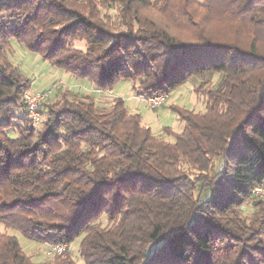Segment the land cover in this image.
<instances>
[{
	"label": "trees",
	"instance_id": "obj_1",
	"mask_svg": "<svg viewBox=\"0 0 264 264\" xmlns=\"http://www.w3.org/2000/svg\"><path fill=\"white\" fill-rule=\"evenodd\" d=\"M259 10L264 0H0V224L44 251L67 244L37 263L0 232V264H78V237L84 264H264V200L252 194L264 186ZM213 12L247 23L248 46L213 36ZM12 39L100 90L130 79L137 94H168L199 76L205 109H175L183 129L154 134L121 96L67 87L40 103L35 128Z\"/></svg>",
	"mask_w": 264,
	"mask_h": 264
},
{
	"label": "rangeland",
	"instance_id": "obj_2",
	"mask_svg": "<svg viewBox=\"0 0 264 264\" xmlns=\"http://www.w3.org/2000/svg\"><path fill=\"white\" fill-rule=\"evenodd\" d=\"M102 14H116L114 9L105 10L100 9ZM147 14H155L162 20L168 22V12L164 10L156 11L150 8L144 10ZM201 14H208V12L201 11ZM211 14V13H209ZM258 14H264V10H259ZM210 20V19H209ZM211 26L212 34L216 38H220L228 41H235L247 47L251 39V34L248 33L249 25L245 23L241 30H236L233 23L230 20L219 19V16L215 12L211 14ZM171 29L179 30L175 24L170 25ZM180 32H183L181 29ZM255 36L257 47L260 53L264 54V29H260ZM75 47L84 48L85 42L78 40L75 42ZM7 58L12 64H14L20 72L30 81L29 90L42 91L52 89L55 95L60 89L69 88L73 92H79L86 94L90 89V84H80V80L75 76L62 70L59 67L51 65L48 61L37 53L30 51L23 44H20L15 39L11 40L10 47L6 51ZM208 77V75L206 76ZM200 77H194L188 79L183 84L177 86L168 93L166 102L155 109L150 108L145 100L137 98L138 81L130 79H120L112 85L114 91L113 95L121 96L124 100V104L133 112H137L141 115L142 122L151 128L154 134H160L164 127L171 128L174 132H180L184 127V122L179 117L178 112L175 109H188L193 111H203L205 109L204 100L201 96H197L194 91V83L199 80ZM213 80L218 78V74L212 75ZM82 87H81V86ZM54 86L55 89H54ZM51 97V100L54 98ZM95 100H99L102 97L111 96L103 94H92ZM50 101V100H49ZM18 110V109H17ZM15 110V111H17ZM13 112L16 115V112ZM45 115H42V120ZM42 124L39 126L41 128ZM249 209V208H247ZM249 212V210H247ZM0 232H5L8 235H13L17 238L22 251L31 257L34 262H45L49 260L51 256H47L44 251V244L38 241L25 237L20 231L12 228H5L0 224ZM79 243L80 237L76 238L69 244V250L72 257L78 264H84L79 257Z\"/></svg>",
	"mask_w": 264,
	"mask_h": 264
},
{
	"label": "built area",
	"instance_id": "obj_3",
	"mask_svg": "<svg viewBox=\"0 0 264 264\" xmlns=\"http://www.w3.org/2000/svg\"><path fill=\"white\" fill-rule=\"evenodd\" d=\"M83 84L84 83H82V85ZM55 87L56 86H54V89ZM88 92L94 95L95 93L103 94V95H111V94L113 95L112 89L100 90L91 87V89ZM52 93H53L52 89L42 90V91L29 90L24 92L23 99L26 103L27 115L29 117L30 124L33 127L36 128V126L39 124L41 119V112L39 111L40 103L46 98H51L54 95V94L51 95ZM136 96L141 100H145L150 108L155 109L162 106L166 102L168 94L167 93L156 94V95L137 94ZM252 194L264 200V186H260V185L254 186L252 189ZM66 248H67L66 243H46L45 253L47 255H54L65 251Z\"/></svg>",
	"mask_w": 264,
	"mask_h": 264
},
{
	"label": "crops",
	"instance_id": "obj_4",
	"mask_svg": "<svg viewBox=\"0 0 264 264\" xmlns=\"http://www.w3.org/2000/svg\"><path fill=\"white\" fill-rule=\"evenodd\" d=\"M112 91H113V89H112ZM113 93H114V91H113Z\"/></svg>",
	"mask_w": 264,
	"mask_h": 264
}]
</instances>
